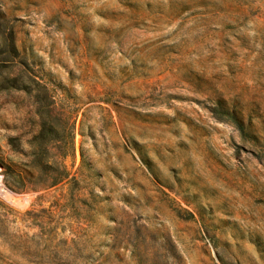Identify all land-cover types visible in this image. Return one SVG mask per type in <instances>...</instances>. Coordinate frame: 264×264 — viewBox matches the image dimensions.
Masks as SVG:
<instances>
[{"label":"rangeland","instance_id":"rangeland-1","mask_svg":"<svg viewBox=\"0 0 264 264\" xmlns=\"http://www.w3.org/2000/svg\"><path fill=\"white\" fill-rule=\"evenodd\" d=\"M0 181V264H264V0H0Z\"/></svg>","mask_w":264,"mask_h":264},{"label":"bare ground","instance_id":"bare-ground-1","mask_svg":"<svg viewBox=\"0 0 264 264\" xmlns=\"http://www.w3.org/2000/svg\"><path fill=\"white\" fill-rule=\"evenodd\" d=\"M0 194L3 195L5 198L9 199V201L14 204V205H21L23 202H27V197H16L13 196L12 194H10L2 185L1 181H0Z\"/></svg>","mask_w":264,"mask_h":264},{"label":"trees","instance_id":"trees-1","mask_svg":"<svg viewBox=\"0 0 264 264\" xmlns=\"http://www.w3.org/2000/svg\"><path fill=\"white\" fill-rule=\"evenodd\" d=\"M240 129V128H239ZM42 137L41 135H38L36 137H34L33 141H41ZM66 177V173L64 171H62L56 178H54L52 180V182L49 184V187L50 186H53L55 185L56 183L60 182L61 180H63L64 178Z\"/></svg>","mask_w":264,"mask_h":264}]
</instances>
